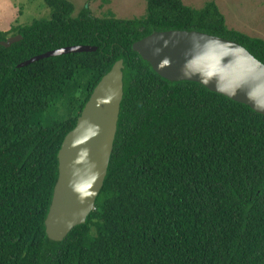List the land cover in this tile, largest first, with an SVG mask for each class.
<instances>
[{"label":"trees","instance_id":"obj_1","mask_svg":"<svg viewBox=\"0 0 264 264\" xmlns=\"http://www.w3.org/2000/svg\"><path fill=\"white\" fill-rule=\"evenodd\" d=\"M45 1L49 18L0 31V264H264V115L199 82L162 77L133 49L157 30H198L264 62V39L229 28L214 1L148 0L131 19ZM73 45L98 49L18 66ZM119 59L124 99L104 188L87 222L52 240L45 220L59 151ZM80 92L71 114L46 122Z\"/></svg>","mask_w":264,"mask_h":264},{"label":"water","instance_id":"obj_2","mask_svg":"<svg viewBox=\"0 0 264 264\" xmlns=\"http://www.w3.org/2000/svg\"><path fill=\"white\" fill-rule=\"evenodd\" d=\"M21 39L22 35L10 36L2 44L9 47ZM97 49L95 45L62 47L36 55L18 66ZM133 49L162 77L199 82L264 115V62L237 41L198 30H157L136 41ZM124 69V59H119L101 78L75 128L63 141L58 154L59 178L45 220L47 235L52 240H65L96 209L118 133Z\"/></svg>","mask_w":264,"mask_h":264},{"label":"rangeland","instance_id":"obj_3","mask_svg":"<svg viewBox=\"0 0 264 264\" xmlns=\"http://www.w3.org/2000/svg\"><path fill=\"white\" fill-rule=\"evenodd\" d=\"M76 6L75 15L88 7L97 17L114 15L131 19L146 14L148 0H70ZM214 1L226 16L227 25L254 37L264 39V0H183L186 5L202 8ZM51 9L45 0H0V31L14 26L28 25L36 19L49 18ZM84 93L76 94L72 103L61 102L45 113L46 122H54L68 116L71 105H78Z\"/></svg>","mask_w":264,"mask_h":264}]
</instances>
